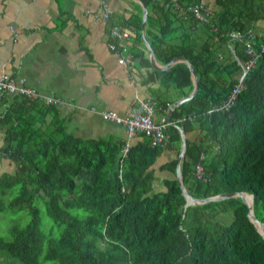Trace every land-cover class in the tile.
Masks as SVG:
<instances>
[{
	"label": "trees",
	"instance_id": "trees-1",
	"mask_svg": "<svg viewBox=\"0 0 264 264\" xmlns=\"http://www.w3.org/2000/svg\"><path fill=\"white\" fill-rule=\"evenodd\" d=\"M143 1L155 60L164 65L178 58L164 68L143 59L149 71L142 82L156 83L147 98L164 114L171 104L166 145L175 155L158 166L170 174L162 178L164 189H154L164 145H151L144 133L130 140L120 165L124 136L76 135L58 104L2 93L0 162L6 158L14 168L0 172V213L23 209L27 220L14 222L9 237L0 235V264H264V237L241 197L185 204L176 175L182 128L179 170L186 191L194 198L252 193L253 215L264 222V52L247 69L231 106L208 111L239 78L237 59H250L249 34L257 49L264 41V33L254 31L264 0H214L212 10L203 0ZM199 3L211 12L205 20L191 10ZM122 22L141 39L140 16ZM193 72L196 91L177 103L191 91ZM42 209L52 221L46 229Z\"/></svg>",
	"mask_w": 264,
	"mask_h": 264
},
{
	"label": "crops",
	"instance_id": "crops-1",
	"mask_svg": "<svg viewBox=\"0 0 264 264\" xmlns=\"http://www.w3.org/2000/svg\"><path fill=\"white\" fill-rule=\"evenodd\" d=\"M107 2L111 15L103 19L99 0H0V73L22 75L41 95L68 100L59 109L69 116V128L79 136L122 138L124 126L104 120L90 106L124 114L135 104V95L147 98L148 90L156 86L142 82L149 71L143 59L150 61L144 38H137L132 26L122 22L133 16L142 18L141 3ZM114 21L128 31L125 45L131 56L126 63H119L108 46V28ZM254 31L264 33V14L255 21ZM169 94L175 95L173 91ZM163 115L156 106L154 120ZM174 155L171 145L162 147L155 160L154 187L170 175L158 166Z\"/></svg>",
	"mask_w": 264,
	"mask_h": 264
},
{
	"label": "built area",
	"instance_id": "built-area-1",
	"mask_svg": "<svg viewBox=\"0 0 264 264\" xmlns=\"http://www.w3.org/2000/svg\"><path fill=\"white\" fill-rule=\"evenodd\" d=\"M100 13L103 19H107L111 15V9L107 0H99ZM205 8L202 3L194 5L191 7V10L195 15L202 20L207 19L211 15L209 9L205 12L202 9ZM211 29H215L213 23H209ZM108 35L111 41L108 43L109 48L118 56L117 60L119 63H126L127 59L131 56V53L128 51L127 46L125 45V40L128 36V31L119 23H113L108 28ZM229 35L235 37L238 35L236 31H230ZM254 35L249 34V38L245 41L246 51L250 54V59L242 64L239 59L242 72L239 75V78L231 86L225 98L218 105H214L208 109V111L227 109L231 106L234 101V96L237 91L242 87V79H244L245 73L249 66L254 62L255 58L262 52H264V41L260 43L259 48L254 46ZM264 37V36H263ZM228 46L231 50L233 47L231 43L228 42ZM20 93L27 98H39L45 103H56L58 105H63L70 103L68 100L60 99L55 96L50 95H41L36 89L26 83L24 76L17 75L13 76L9 73L3 72L0 73V95L10 94V93ZM136 102L130 107V109L124 113L119 114L114 109L101 108L98 109L95 106H90L92 111L97 112L104 120L111 121L116 124L124 126L125 136L120 147V165L126 154V151L129 146L130 140L136 136L138 133H144L151 145H165L168 141L169 133L166 130V125L170 122L167 119L169 108L171 104H168V107L165 108V112L162 119L155 121L153 114L156 109V103L151 98H144L135 95ZM121 172V168H120ZM195 173L197 176H201L202 167L200 164L196 165ZM120 175V174H119Z\"/></svg>",
	"mask_w": 264,
	"mask_h": 264
},
{
	"label": "water",
	"instance_id": "water-1",
	"mask_svg": "<svg viewBox=\"0 0 264 264\" xmlns=\"http://www.w3.org/2000/svg\"><path fill=\"white\" fill-rule=\"evenodd\" d=\"M140 3H141V5H142V8H143V15H142V18H141V24H140V32H141V36H142V38H144V40H145V42H146V44H147V46H148V48H149V51H150V61H151V63H152V65L154 66V67H156V68H160V67H162V68H164V67H167V66H169L171 63H173L174 61H176L178 58H173L171 61H169L168 63H166V64H162V63H160V64H158L157 62H156V60H155V57H154V54H153V51H152V49H151V47L149 46V42H148V40H147V38H145V36L143 35V28H144V20H145V18H146V16H147V6H146V3L143 1V0H138ZM191 71H193L192 69H191ZM193 87H192V89H191V91L187 94V95H185V96H183V97H181L180 99H178L176 102L178 103V102H180V101H182V100H184V99H189L190 98V96L196 91V89H197V81H196V75L194 74V72H193ZM175 102V103H176ZM167 119H168V121H170V118H169V112H168V116H167ZM179 131H180V145H179V151H178V154H177V157H178V164H177V171H176V175H177V178H178V182H179V184L181 185V187H182V191H183V193L185 194V199H186V201H185V204H188V203H202V202H205V201H209V200H221L222 198H226V197H229V196H240L241 198V200L247 205V207H248V209H247V212H246V216H248L249 217V219L254 223V225L256 226V228H257V230L259 231V233L264 237V234L259 230V228H258V226H257V224H256V222L255 221H257V222H260V223H264L263 221H261V220H259L256 216H254L253 215V212H252V204H250L248 201H246L244 198V193H246V194H249L250 196H251V198L253 199V196H252V193H248V192H245V191H239V192H235V193H233V192H227V193H222V195H218V194H215V195H211V196H207V197H203V198H194L193 196H191L187 191H186V189H185V187L183 186V184H182V179H181V175H180V170H179V162H180V160H181V155H182V153H183V149H184V143H185V134H184V132H183V129L182 128H179ZM252 199H250V201H251V203H252Z\"/></svg>",
	"mask_w": 264,
	"mask_h": 264
},
{
	"label": "rangeland",
	"instance_id": "rangeland-1",
	"mask_svg": "<svg viewBox=\"0 0 264 264\" xmlns=\"http://www.w3.org/2000/svg\"><path fill=\"white\" fill-rule=\"evenodd\" d=\"M207 5L209 9H213V7L216 8V4L214 2V0H203ZM1 162H0V172L2 171H11L14 168V164L10 161H8V159L6 158H1ZM160 188H159V187ZM155 190H159L162 191V189H164V185L163 183L156 184L154 187ZM16 187L13 189H10L9 192L7 194H11L13 192H15ZM7 195H4V200H6ZM43 208V207H42ZM80 211V210H79ZM41 215L43 216V228H48L52 226V221L50 218H48L45 213L44 210L42 209V213ZM219 219H221L222 215L218 216ZM27 220V215L25 210L23 209H19L17 211H12L10 209H5L0 213V235L4 236V237H9L10 232H9V228L10 226L14 223V222H19L20 224H24ZM56 233H57V229L55 227ZM264 234V233H263Z\"/></svg>",
	"mask_w": 264,
	"mask_h": 264
},
{
	"label": "bare ground",
	"instance_id": "bare-ground-1",
	"mask_svg": "<svg viewBox=\"0 0 264 264\" xmlns=\"http://www.w3.org/2000/svg\"><path fill=\"white\" fill-rule=\"evenodd\" d=\"M165 145H166V144H165ZM180 161H181V160H180ZM243 195H244V197H245L244 199H245L246 201H248V202L251 204V201H250V199H252L251 196H250L249 194H246V193H244ZM255 222H256V224H257L259 230H260L262 233H264V226H262L260 222H257V221H255Z\"/></svg>",
	"mask_w": 264,
	"mask_h": 264
}]
</instances>
